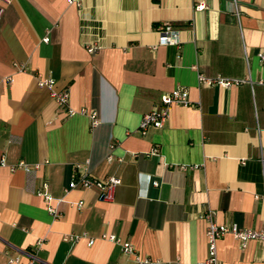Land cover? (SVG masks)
Masks as SVG:
<instances>
[{
    "label": "crops",
    "instance_id": "obj_1",
    "mask_svg": "<svg viewBox=\"0 0 264 264\" xmlns=\"http://www.w3.org/2000/svg\"><path fill=\"white\" fill-rule=\"evenodd\" d=\"M0 7V264L17 252L25 261L36 240V264H137L124 242L157 264H197L208 252L206 215L264 230V0ZM165 21L178 45L158 43ZM199 73L251 82L209 85ZM39 77L54 84L40 86ZM175 87L187 90L189 104L170 105L161 127L142 132L141 116ZM51 90H66L68 107L94 109L99 122L69 114ZM19 160L38 167L10 170ZM76 164L80 173L119 177L112 200L95 187L68 188ZM43 183L57 217L36 194ZM214 264H264V239L241 247L227 233Z\"/></svg>",
    "mask_w": 264,
    "mask_h": 264
},
{
    "label": "built area",
    "instance_id": "obj_2",
    "mask_svg": "<svg viewBox=\"0 0 264 264\" xmlns=\"http://www.w3.org/2000/svg\"><path fill=\"white\" fill-rule=\"evenodd\" d=\"M4 3H10L12 0H2ZM203 5H197L198 8H202ZM3 8L0 7V15L2 13ZM157 39L158 43L163 44H174L178 45V37H177V29L174 25L165 21L162 22L157 27ZM44 40H48L47 37H44ZM89 52H93L98 48L95 44H88L86 46ZM257 57L262 64H264V48L259 50L257 53ZM19 70L23 69L21 64H14ZM198 82L205 84H220L222 86H230L235 84H240L243 82H251L250 77H242V78H225L221 76L210 77L206 76L202 73L198 74ZM37 84L40 86L52 87L54 84V80L47 77H39L37 79ZM51 96L59 105L66 106V110L69 114H73L76 112L86 114L91 122V125L94 126L99 122L97 112L94 109L86 110L85 108H81L80 110H75L71 107L67 106L68 100V92L66 90L54 91L51 90ZM190 102L188 98V92L186 89L181 87H175L168 92H163L160 95L159 104L160 106L154 108L141 116L139 122V129L143 132L149 126L161 127L164 124L165 118L168 116V109L172 104H182L188 105ZM153 151H157V148H154ZM110 159V156L108 157ZM264 159V158H262ZM5 161L3 158H0V166H5ZM80 164H76L74 170L72 172L71 178L69 180L68 188H73L77 186L81 187H95L99 190V198L102 200H112L113 198V189L114 186L118 185L120 182V178L117 176H109L107 178H97L92 176L89 172H79ZM38 164H28L25 160H19L16 164H11L9 166L10 170H15L16 168H24L25 170L36 169ZM157 180H152L153 185H158ZM47 188V184L43 183V186L40 190L36 191V194L43 197L47 202V210L52 214V216H59V212L57 211L55 205L51 204V201L54 198L45 190ZM59 202L60 200H55ZM76 206L80 207L83 205V201H78L75 203ZM207 224L206 225V238H207V257L205 260L198 262L197 264H214L215 255H216V246L217 240L225 234H231L240 244L241 247H245L249 240L253 239H264V230H256L250 228H241L237 225V223L224 224L217 223L210 218L209 215H206ZM80 236L75 235L72 239H78ZM102 238H106L110 241L116 242L118 241L117 236L115 234H107L103 232L101 234ZM94 238H88V244H92ZM42 245V240H36L33 244V250L28 253L27 259L25 261L21 258V252H17L13 255H8L7 264H36L37 263V251ZM122 251L129 255H133L137 264H157L158 260H153L148 256H140V254L136 253L132 244L130 242H124L121 244Z\"/></svg>",
    "mask_w": 264,
    "mask_h": 264
}]
</instances>
